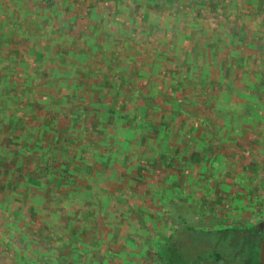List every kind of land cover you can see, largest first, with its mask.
<instances>
[{
  "label": "rangeland",
  "instance_id": "374dc122",
  "mask_svg": "<svg viewBox=\"0 0 264 264\" xmlns=\"http://www.w3.org/2000/svg\"><path fill=\"white\" fill-rule=\"evenodd\" d=\"M118 1L52 0L50 13H54L59 21L54 23L53 19L51 22L56 24L61 21L68 25L69 29L64 39L77 43V50L87 48L83 34L88 36L99 34L100 29L92 32L97 22L104 32H111L114 35L119 31L132 32L133 39L129 44L140 49L135 51L140 55L135 61L139 59L148 61L146 65L138 66L137 62L134 64L141 73L139 77L134 76L137 73L134 66L122 61L127 68L121 71L125 76L131 74L135 83L134 89L137 91V94H132L133 99L129 103L131 106L125 108L127 112L132 113L133 110L140 111L138 107L143 104L139 99L140 92L157 95L171 86L173 80L178 79V82H182V77H186V80L190 81L208 62L207 58L203 57L204 67L201 64L193 69L182 65V59H189L188 53L195 50L197 34H194V39L188 38L193 28L181 22L177 31L183 34L175 42L180 45V51L182 48L185 51L179 52L176 48V52L172 53L185 54L180 60L173 62V67L169 69L170 73H164L165 65L163 69H157L156 73H153L152 61L148 58L154 56L155 51L163 52L169 48L173 36L176 35V26L172 20L171 22L167 20L169 15L166 10L158 8L153 3L147 5L149 2L147 0L135 3L132 0H124L119 2L120 7ZM131 2L134 13L127 16L125 12ZM38 3L39 0H25L20 4L24 7V12H27V16L31 17L30 23L39 21L43 25V20L47 22V18H41L40 15L46 4L39 6ZM15 4L13 0H0V28L4 23L17 26V20L26 21L24 16L20 14L16 16L18 7ZM144 13H147L145 21ZM248 16L244 20L249 26V32L257 33L255 38L257 50L251 52L247 46L237 47L231 44L221 55L213 57L214 64L208 72L209 76H218L221 73V70L219 72L221 58L225 59L224 63L228 61L227 55L231 50L236 49L237 54L243 51L244 57L253 56L247 59L246 71L245 68L241 70L232 68L234 71L227 73V76L236 81L231 88L229 87L231 115L209 117L211 131L206 134L202 131L197 133L193 131L180 138H175L178 136L176 129L181 124L180 119L175 120L176 123L172 125L168 123L175 135L168 144L173 148L178 146L179 149L171 150L172 153L169 154L171 156L167 159H159V162L157 159V166L150 165L147 169H139V163L148 164L147 161L153 159L154 154L151 152L156 145L162 148L158 149L159 151L167 148L161 143L165 134H152V138L148 137L145 142L139 141L138 138L137 141L131 139L124 142L126 136L123 131L115 132L109 129L108 133L103 135L107 143H101L99 150L94 151V137L90 134L82 135L83 125L80 122L72 126L78 140L77 142L73 140L72 144L67 145L70 152L66 160L61 161L60 157L64 155L59 154L58 149L52 154L59 158L58 161H54V169L58 170L60 163L66 161L74 163L77 167L67 170L69 182H64V186H50L54 188L56 194L54 197L49 196L50 192L44 196L39 192L34 193L35 191L24 183V179L18 176L14 165L4 167V172L0 175V264H19L24 260L29 264H164L162 258H166L165 246L168 245L167 238L172 236L171 234H176L174 239L182 251V257L190 258L198 250H205L204 244L208 243L207 240L216 243L217 240L224 239L225 243L220 245V249L227 262L246 264L245 259H248L251 251H248L247 245L244 247L243 257L234 260V256L241 251L235 245V235L246 239L249 237L255 239V243H259L258 234L264 230V0H261L258 13ZM214 17L209 15L204 18L213 20ZM218 24L219 21L215 18L210 25H202V29L216 30L219 29ZM152 25L160 27L163 31L151 34L154 32L150 28ZM55 37L61 39L58 35ZM44 43V40L39 41L41 46ZM27 46L28 44L20 45L17 48L19 56L27 51ZM116 50L121 51L120 48ZM49 51L53 56L50 57L49 68L46 71L51 69L50 74L53 76L60 73L59 76L72 78L75 84L82 81L81 75L76 77V73L71 74L73 69L68 66L70 65L68 62L64 65V59L69 52H73L72 49L68 48V52L65 49L62 60H56L55 50L50 46ZM54 58L56 62L53 61ZM20 64L22 63L18 62L15 67V71H20L16 79L23 77V67ZM250 67L253 68L252 73L248 70ZM179 69L183 71L182 77L180 71L178 75L174 74ZM185 72L188 74L185 75ZM98 73L102 77V73L108 72L99 70ZM240 75V80L235 79ZM102 80L94 73L84 81L100 84ZM13 85L18 88L14 81ZM253 87L258 88L256 93L252 91ZM63 89V93L68 91L66 88ZM84 91H88V86L84 87ZM180 91L187 95L190 92V84H184ZM210 91L212 90L208 89L209 93ZM89 92L91 91L87 92L86 99L90 101L103 100L106 103L116 99L113 95L101 99L96 91H92L89 97ZM15 95L17 97L15 104L8 106L11 116L15 118V111L23 110L28 115L29 125L42 129L43 124L40 121L45 113L42 104L33 105L26 112L27 97L19 96L18 99V94ZM37 99L40 100L41 97ZM196 101L202 103L204 99L197 98ZM169 102L166 96L157 103V108L149 106L155 114L149 112L141 115L145 118L143 124L158 120L164 112H170ZM79 103H82V99ZM153 103L156 104L154 101ZM2 105L6 112L7 106ZM194 105L186 106L184 109L190 112L188 121L198 122L196 118L198 106ZM89 111H92L91 108ZM191 115L195 117L192 118ZM168 118L170 120V117ZM55 119L58 122L57 128H61V133L66 137L64 133L71 124L69 116L61 114ZM1 120L0 127L3 128L4 125L6 128H3V133L0 134V154H5L12 146L6 145L8 142L4 135L12 132L9 131L6 120L3 122ZM217 128H220V131H216ZM193 136H197L200 145L191 146ZM101 138L100 136L99 141ZM108 143L114 144L109 148L111 156L115 158L114 164L106 166L101 176L97 174L90 178L91 174L86 175L88 169L94 173L102 169L92 152L98 154ZM58 144L62 147L61 143L56 145ZM195 153H199L202 158L192 161L195 159ZM170 158L173 159L171 164ZM27 169L32 171L33 166ZM107 171L111 172L107 174ZM65 189L70 191V195L62 197ZM226 238H229V242H226ZM257 254L258 245L252 248L253 258H256Z\"/></svg>",
  "mask_w": 264,
  "mask_h": 264
},
{
  "label": "trees",
  "instance_id": "16d2710c",
  "mask_svg": "<svg viewBox=\"0 0 264 264\" xmlns=\"http://www.w3.org/2000/svg\"><path fill=\"white\" fill-rule=\"evenodd\" d=\"M24 1L25 0H13L18 7L15 13L16 16L20 14L26 18V21L18 22L17 20V26H10L4 23L2 24V28H0V92H2L0 97V117H4V119L0 120L1 122L6 120V125L9 126V131L12 132L11 134L5 133L4 135L8 142L6 145L12 146V148L7 149L6 152L8 153L0 154V175L4 172V167H11L14 165L15 169H17L18 176L24 179V183L29 185L31 190L33 192L35 191L34 193L39 192L41 196L50 192L49 196L54 197L56 195L54 188H50V186H64V182H69L67 170L71 168L77 169L74 163L70 161H66L63 164L60 163V168L58 170L54 169V161H58L59 158L52 155L55 153L54 151L58 149L57 152L64 155L60 157L61 161L66 160L70 152L67 145L72 144L73 140L76 142L78 140V135L72 130V126H76L77 123L82 122V131L84 132V134L82 132V135H93L94 151L99 150L101 143H107L103 135L108 133L109 129L115 132L119 130L123 131L126 136L123 140L124 142H129L131 139H136L137 141V138L139 141L145 142L152 134H165V138L161 143L167 148L159 151L158 149L162 148L156 145L154 147L155 149L151 152L154 154L153 159L150 161L148 160V164L143 163L145 165L139 163V169L141 170L149 168L150 165L157 166L159 159H167L171 156L169 155L172 153L171 150L175 148L179 149L178 146L173 148V146L168 144L169 140L175 136L173 130L168 126V123L172 125L176 123L175 120L180 119L181 124L176 129L178 136H175V138L186 136V134L188 135L193 131L196 133L202 131L203 134L211 131L212 127L210 125L211 122H209V117L218 118L221 116L229 117L231 115V103L228 101V97H230L229 87L231 88V85L235 84L236 81L230 78L231 76H227V73L233 72L234 70L232 68H239L240 70L245 68L246 71L248 68L246 65L247 59L253 56L244 57L242 54L243 51L237 54L238 51L236 49L231 50L230 54L227 55L228 61L224 63L223 60L225 59L221 58V64L219 65V72L221 70V73H219L218 76H209L208 72H210V67L214 64L212 61L213 57L221 55L225 51L224 49L231 44L237 47L247 46L248 50L251 52L253 50L256 51L258 48V45L255 43L257 33L249 32V26L244 19L248 18L250 14L252 16L258 13L261 0H147V2L149 1L147 5L154 4L162 10H166L169 15L167 20H170V22L172 20V23L176 26V35L173 36L169 48L163 52L155 51L154 56L148 58L149 61H152V66L154 68L152 72L156 73L157 69H163V65H165L166 71H164V73H170L171 71L169 69L173 67V62L175 63L176 60H180L181 56L185 54H178L185 50L182 48L180 51V45L175 42V40L183 34L177 31V27L181 22L187 23V25L193 28L188 38L191 37L194 39L197 34V41H195L197 47L194 45L195 50L188 53L189 59H182V65L195 69L202 64L203 57L207 58L208 63L204 64L206 67L202 64L204 68L196 74V77L192 80L190 79V81H187L186 77H182L184 75L182 69L174 72L175 75H178L180 71L182 82H178V79H176V81L173 80L171 83L172 85L164 89L166 91H164L165 93L162 91L157 95H151L148 93L142 94L140 92L139 99L143 101L142 106L138 107L140 111L133 110L132 113H129L125 108L131 106L129 103L133 99L132 94H137V91L134 89L135 83L131 78V74L125 76L121 70L127 68L124 63L134 66V68L137 69V73L134 76L139 77L141 73L138 71V66L148 63V61L144 62L141 59L135 61L140 56L135 51H140V49L131 47L129 44V41L133 39V35H131L132 32L119 31L114 35L111 32H104L102 28H99V23L97 22L92 32H97L100 29L99 34L96 35L100 38L94 35L88 36L83 34L87 48L82 47L77 50V43H72V41L64 39L65 36H67V30L69 29L68 25L61 21L60 23L54 24L59 21V19H56L54 13H50L52 0H39V6H44L46 4V7H44L40 15L41 18H47V22H44L42 19L43 25L39 21L30 23L29 19L31 17L29 18L27 16V12H24L25 9L21 7L22 4H20ZM122 1L124 0L118 1V7H120L119 2ZM132 2H139V0H132ZM132 2L129 6L126 5L128 6L125 12L127 16H132L134 13ZM94 6L96 7V5ZM48 15L51 16L48 17ZM209 15L215 16L214 19L216 18V20L219 21L217 25L219 29L212 31H204L202 29V25H210L214 20H207L204 18ZM146 16L147 13H144V21ZM53 19L54 23L51 22ZM225 25L229 26L226 27ZM150 28L154 30L151 34L163 31L156 25H152ZM56 35L60 36L61 39L56 38ZM41 40L45 41L42 46L39 45V41ZM26 44H28L27 51H24L23 54L19 56L17 48L20 45ZM29 45L31 47H29ZM49 46L55 50L54 53L57 55L56 60H62V53L65 49L67 52L68 48L69 50L72 49L73 52H69L64 59V65H67L66 62H68L70 64L68 66L73 69L71 74L76 73V77L78 75L82 76V81L80 83L78 82L75 84L72 78L59 76L60 73L53 76V74H50L51 69L46 71L49 68L50 57L53 56V54H50ZM116 48H120L121 51L117 52ZM144 48L146 49V46ZM176 48L179 52L173 54L172 52H176ZM242 50H244V48ZM46 52L49 53L47 54ZM136 55L138 57H136ZM26 56L29 57L26 58ZM30 58L31 60H26ZM146 58L147 57H145V59ZM56 60L54 58L53 61L56 62ZM122 61L124 63H122ZM18 62L22 63L20 65L23 67V77L16 79V75L20 73L18 70L15 71ZM136 62L138 66L134 65ZM99 70L102 72L107 71L108 73H102V77H100L98 75ZM248 70L252 73L253 68L250 67ZM222 71L224 72L222 73ZM188 72H185V75H187ZM94 73H96V76L103 79L100 84L96 82L87 83L84 81ZM235 79L240 80L241 75ZM12 80L17 83L18 88L13 85ZM184 84H190V92L187 95L180 91V88H182ZM87 86L88 91H91L89 92V97L92 91H96L101 99L108 95H113L116 99H112V102L106 103H104L103 100H98L96 102L90 101L86 99L88 91H84V87ZM63 88L68 89V91L63 93ZM208 89L212 91L209 93ZM105 90H107V92H105ZM252 91L256 93L258 88L253 87ZM166 93L168 95H166ZM15 94H18V99L20 98L19 96L24 98L27 97V103L25 105L26 112L28 109L32 108L33 105L37 106L38 104H42L43 110H45L44 117L42 121H40L41 124H43L42 129L38 126L36 128L30 126L27 120L28 115H26L23 110L20 112L15 111V118L11 116L10 112H8V106L15 104L17 99ZM166 96H168L170 100L171 111L164 112L162 117L158 120H153L144 125L143 121L145 118H142L141 115H146L149 112H152V115H154L155 111L153 109H151L153 110L151 111L149 106L157 108V103L162 101ZM37 97H41V99L38 100ZM197 98H203L204 101L199 103L196 101ZM81 99L82 103H79ZM153 101L156 104H154ZM2 104L7 106L6 112ZM193 104L198 106V115L196 117L198 118V122L188 121L190 112L184 109V107L193 106ZM89 108H91L92 111H89ZM141 111L142 113L140 114ZM61 114L68 115L71 122V127L67 126L68 128L64 133L66 137L61 133L62 129L57 128L58 122H56L55 119L56 116ZM167 116L170 117V120ZM191 116L192 118L195 117L193 115ZM3 128L5 129L6 127L3 125ZM3 128L0 127V134L3 133ZM216 131H220V128H217ZM100 136L102 138L99 141ZM45 138L48 139V141ZM191 139L192 147L200 145L197 136H193ZM57 143H61L62 147H60V144L56 145ZM111 144L113 143L106 144L101 149V152L99 151L96 155L95 152H92V155H94V157L96 156V160L100 163L102 169H98V171H96L98 173H94L91 169H88V171L86 170V175L91 174L90 178L97 176V174L101 176L106 166L110 167L114 164L113 160H115V158L111 156L109 150ZM195 154V159L193 158L192 161L202 158L199 153ZM172 161L173 159L170 158L169 164H171ZM29 166H33L32 171L27 169ZM110 172L107 171V174ZM53 182L54 184H52ZM64 191L62 197L70 195V191L67 189ZM48 199L50 198L48 197ZM255 242V239L248 237L243 243L248 246L249 251L252 245H254V247L256 246L255 244L257 243ZM166 252L167 257L162 258L163 262L168 261L169 264L185 263L175 244H170ZM19 264H29V262L24 260L19 262Z\"/></svg>",
  "mask_w": 264,
  "mask_h": 264
},
{
  "label": "flooded vegetation",
  "instance_id": "af4514ba",
  "mask_svg": "<svg viewBox=\"0 0 264 264\" xmlns=\"http://www.w3.org/2000/svg\"><path fill=\"white\" fill-rule=\"evenodd\" d=\"M212 229H208V231H210ZM225 231V230H222ZM228 231V230H227ZM172 236H170L169 238H167V242L168 245L166 244L165 249L167 250L168 246L170 244H175L176 247L179 249L178 244H177V240L174 239V236L176 234H171ZM263 235H264V230H262L261 232H259L258 236L260 237V241L259 243L255 244L258 245V254L256 258H253L252 255V248H254V245H252L251 247V251H249L250 255H248V259H245L246 264H261L260 262V245L263 239ZM228 236H230V234L228 233ZM235 239L234 240L236 243V247L240 248L241 251L239 252L238 255L234 256V260H237V258H241L243 257V251H244V247L246 246L243 242L246 240L245 237H239V235H235ZM229 242V238H226V242ZM208 243L204 244L205 250L202 251H197L195 253V255L193 257H187V256H183L185 263L184 264H230V262H227V260L224 257L223 252L220 249V245L222 243H225V240L221 239L218 241H216V243H211L210 240H207ZM179 253L181 254L182 251H180L179 249ZM166 257H167V252H166ZM193 259V260H191ZM164 264H169L168 261H164Z\"/></svg>",
  "mask_w": 264,
  "mask_h": 264
},
{
  "label": "water",
  "instance_id": "95a60500",
  "mask_svg": "<svg viewBox=\"0 0 264 264\" xmlns=\"http://www.w3.org/2000/svg\"><path fill=\"white\" fill-rule=\"evenodd\" d=\"M260 262L261 264H264V235L260 245Z\"/></svg>",
  "mask_w": 264,
  "mask_h": 264
}]
</instances>
